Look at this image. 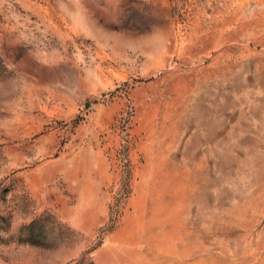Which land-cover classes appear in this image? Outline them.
Listing matches in <instances>:
<instances>
[{
    "label": "rangeland",
    "instance_id": "374dc122",
    "mask_svg": "<svg viewBox=\"0 0 264 264\" xmlns=\"http://www.w3.org/2000/svg\"><path fill=\"white\" fill-rule=\"evenodd\" d=\"M0 264H264V0H0Z\"/></svg>",
    "mask_w": 264,
    "mask_h": 264
}]
</instances>
